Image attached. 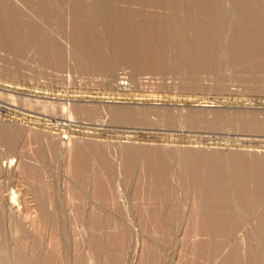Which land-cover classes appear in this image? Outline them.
Listing matches in <instances>:
<instances>
[{
  "label": "rangeland",
  "instance_id": "obj_1",
  "mask_svg": "<svg viewBox=\"0 0 264 264\" xmlns=\"http://www.w3.org/2000/svg\"><path fill=\"white\" fill-rule=\"evenodd\" d=\"M188 1L0 0L2 261L264 264L249 252L264 204L216 214L193 180L211 169L191 162L264 160V0ZM216 17L218 60L201 52Z\"/></svg>",
  "mask_w": 264,
  "mask_h": 264
},
{
  "label": "bare ground",
  "instance_id": "obj_2",
  "mask_svg": "<svg viewBox=\"0 0 264 264\" xmlns=\"http://www.w3.org/2000/svg\"><path fill=\"white\" fill-rule=\"evenodd\" d=\"M188 1V0H187ZM193 1H195V0H193ZM208 1V0H207ZM188 3H190V0L188 1ZM202 3V2H201ZM200 3V4H201ZM207 3V2H206ZM205 3V4H206ZM208 4H209V1H208ZM212 3H210L209 5H211ZM224 4V3H223ZM219 5V4H218ZM218 5L216 4V3H213L211 6L213 7L212 9L214 10V9H216L217 7H218ZM256 5V4H255ZM254 5V6H255ZM189 6H192V5H189ZM203 6V5H202ZM250 8L252 7V4H249L248 5ZM104 7V6H103ZM186 7V6H185ZM187 7H188V5H187ZM210 10V9H209ZM212 10V11H213ZM206 12H207V10H206ZM215 12V11H214ZM252 12H254V11H252ZM213 13V12H212ZM217 13V12H216ZM207 14V13H206ZM209 14V13H208ZM214 14V13H213ZM220 14V13H219ZM262 17V16H261ZM208 18V17H207ZM261 20H263V18L261 19ZM257 22V21H256ZM255 22V23H256ZM208 22H206V24H207ZM258 23V22H257ZM223 20L221 19V18H219V17H216V18H214L213 19V21L211 20V18L209 19V26H208V29H209V31L207 32V30H205L206 32H207V38L209 39L210 38V40H211V42H209L208 44H210V45H208L206 42V40H204V41H206V42H204V43H206L207 45H208V47L206 48V49H203L201 52H202V54L204 55V54H206V52H208V51H211V53H212V55L214 56V57H216V46H214L213 44H216L217 43V40L215 39L216 38V36H217V34H218V31L220 32V30H221V28H223L222 26H223ZM1 25V24H0ZM259 25V26H258ZM258 25H256V31H258L259 33H257L258 34V36H257V40L256 41H258V43H259V45L261 44V45H264V24H258ZM182 28H181V34L183 33V35L185 34V31H186V28L184 27V25L182 24ZM260 28V30H258L259 28ZM180 28V27H179ZM204 29H205V25H204ZM206 29H207V26H206ZM5 30H6V28L4 29V31H3V28H1L0 27V33H2V31H3V33H5ZM188 30V29H187ZM203 30V29H202ZM252 30V29H251ZM8 31V30H7ZM11 31V30H10ZM204 31V30H203ZM205 31H204V33H205ZM222 31V30H221ZM0 34V37H2V35H6L7 33H5V34ZM9 33V32H8ZM16 34V33H15ZM18 34V33H17ZM257 34H254V35H257ZM205 36V35H204ZM136 37V36H135ZM5 38V37H4ZM4 38H1V40L2 39H4ZM219 39V38H218ZM256 39V38H255ZM254 39V40H255ZM4 41V40H3ZM255 41V42H256ZM221 42H222V40H221ZM253 42V41H252ZM1 43V42H0ZM7 45H8V43H6ZM18 44V43H17ZM184 44V46H181V50H183V51H185L186 50V48H187V45H186V43H183ZM205 44V45H206ZM248 44H251L250 42L248 43ZM261 45H260V48H261ZM3 46H5V45H3ZM14 46H16V45H14ZM239 46V45H238ZM238 46H237V48H238ZM241 47V46H240ZM210 48V49H209ZM221 48V47H220ZM223 48V47H222ZM236 48V49H237ZM263 48H264V46H263ZM196 49H197V46H196ZM198 51H199V49H197ZM222 50V49H221ZM239 50V49H238ZM248 50V49H247ZM264 50V49H263ZM242 51L245 53V51H246V49H245V51H244V49L242 48ZM204 52V53H203ZM218 52V51H217ZM264 52V51H263ZM151 53V52H150ZM238 53V52H237ZM242 53V52H241ZM248 52H246V54H247ZM201 54V53H200ZM235 54V53H234ZM239 54V53H238ZM237 54V56H239ZM249 54V53H248ZM248 54L246 55V56H248ZM264 54V53H263ZM245 55V54H244ZM243 55V56H244ZM197 56V55H196ZM221 56V55H220ZM219 57V56H218ZM203 58V57H202ZM213 58V57H212ZM244 58V57H243ZM215 59H217L218 60V58L216 57ZM206 109H208V108H206ZM200 110V109H199ZM202 110H205V108L204 109H202ZM204 154V153H203ZM142 155V154H141ZM165 155H167V153H165ZM170 156V155H169ZM182 156V155H181ZM195 157H193L194 159H195V161H196V163H194V161H191L192 162V166L194 167V168H198L197 170L200 172V169L201 170H203V171H207V168H209V169H211V172H210V174L209 175H206L207 177H198V178H195L196 176H195V173H197L198 171L196 170H193V171H195L194 173L193 172H191V173H193V174H187L188 176L185 178L186 180H187V178L189 179V177H192L193 175H194V178L195 179H193V180H195L194 182H195V185H196V187L198 186L199 188L198 189H200L201 190V192L202 191H204L205 189H209L210 188V190L212 189V192H210L209 191V193H211V194H215V195H217L218 197V199H217V201L218 202H214L215 204H213V207L215 208V209H213L214 211L216 210V214L218 213V211H220L221 210V208L224 206V208L225 207H229V211H230V213H231V210L230 209H232L234 206L236 207V208H238V210L239 209H246V210H244V211H246V213H248L247 211V209H250L251 210V208H253V207H260V206H263V204H264V175H261L260 177L259 176H257V177H255L256 179H253L252 177H253V175H254V173H253V175H251L252 177V181L250 180V179H248V178H246V177H243V179L241 178V177H235V176H237L238 174V172H236L237 170H240L241 169V167H245V166H248V165H250V166H252V165H254V164H256V165H258V164H261L260 165V167H262L263 165H264V160H259V161H255L254 160V158H250V157H247V156H244V157H242V156H232V157H229V158H231V159H221V158H216V157H208L207 155H201V154H197L196 153V155H194ZM183 158H185V157H183ZM189 159V158H188ZM191 159V158H190ZM193 159V160H194ZM197 159V160H196ZM186 161V160H185ZM184 161V162H185ZM197 161L199 162V164H197ZM82 162H83V160H82ZM158 162H159V170L157 169V172H156V174H158L155 178L157 179L156 180V182H157V187L159 188L160 187V189L163 187V189H165V184L167 183V173H166V167H168L169 165H170V162L168 161V160H166L165 158H161V159H159L158 160ZM178 162V161H177ZM189 163V162H188ZM263 164V165H262ZM198 166H202L204 169H202V168H199ZM158 167V166H157ZM156 167V168H157ZM192 167V169H194ZM244 167H243V169H244ZM155 168V169H156ZM226 168H230V170H229V173L230 174H226V172H224L225 171V169ZM153 169H154V167H153ZM242 169V170H243ZM263 169V168H262ZM154 171H156V170H154ZM202 171V172H203ZM261 171V172H260ZM202 172H200V173H202ZM236 172V173H235ZM243 171H241L240 173H242ZM257 172V171H256ZM255 172V173H256ZM260 172V173H259ZM262 172H264V170L262 171L261 170V168H260V170L258 171V174H262ZM228 173V172H227ZM234 173L235 174H237V175H235L234 177H233V175H234ZM240 173H239V175H240ZM208 174V173H207ZM186 175V174H185ZM243 175V174H242ZM203 176H205V175H203ZM244 178H246V179H248V180H250V183H248L249 181H247L246 179H244ZM154 183V182H153ZM154 184H156V183H154ZM197 189V190H198ZM233 189H237V190H233ZM237 191L236 193H237V195H238V193L240 194V196L238 197V196H236L237 197V199L236 198H234V197H232V198H227L228 196H229V193H230V191ZM165 191V190H164ZM199 191V190H198ZM208 192V190L206 191V193ZM168 193H169V191H168ZM199 193H200V191H199ZM202 193H204L205 194V192H202ZM202 193H200V195H202ZM208 193V194H209ZM220 195H222L223 197H221ZM228 195V196H227ZM208 196V195H207ZM210 196V195H209ZM212 196V195H211ZM204 197V196H203ZM202 197V198H203ZM214 197V196H213ZM212 198V197H211ZM210 198V199H211ZM209 199V200H210ZM208 200V201H209ZM207 201V200H206ZM211 202L210 203H213L212 201H214V199H212V200H210ZM202 205H205V203L203 202V204ZM260 209V208H259ZM200 210V209H199ZM225 210V209H224ZM237 210V209H236ZM249 210V211H250ZM254 210V209H253ZM233 211V210H232ZM243 210H240V212H242ZM243 211V212H244ZM213 212V211H212ZM235 212H237V211H235V208H234V213ZM154 213V212H153ZM206 213V212H205ZM221 213V212H220ZM245 213V212H244ZM245 213V214H246ZM154 214H156V216L157 217H159L157 214L158 213H154ZM216 214H214V215H216ZM237 214V213H236ZM227 215V214H226ZM230 215V214H229ZM218 216V215H217ZM216 216V217H217ZM264 216V215H263ZM216 217H215V219H216ZM219 217H220V214H219ZM219 217H217V218H219ZM228 217V216H227ZM232 217V216H231ZM230 217V218H231ZM223 218V217H222ZM240 218H241V216H240ZM260 218H262L261 216H260ZM50 219H51V217H50ZM53 219V218H52ZM244 219V218H243ZM242 219V220H243ZM263 219V218H262ZM54 220V219H53ZM52 220V221H53ZM56 220V219H55ZM54 220V221H55ZM218 220V219H217ZM219 220H220V218H219ZM218 220V221H219ZM241 220V221H242ZM221 221V220H220ZM244 221V220H243ZM246 221V220H245ZM261 220H259V222H260ZM56 222V221H55ZM237 223H240V222H237ZM237 223H235V224H237ZM244 223V222H243ZM261 223V222H260ZM259 223V224H260ZM262 223H264V219H263V222ZM219 225H220V228L218 229V230H223V232L224 231H227V230H225V227H227L228 228V224L225 222H219L218 223ZM260 227V226H259ZM222 232V231H221ZM252 234H253V237H255L254 235H261L262 236V238H264V224H262L261 225V228L260 229H255V230H253L252 231ZM261 236H258L257 238H261ZM261 238V239H262ZM256 239V238H255ZM259 240L258 241V251H255V250H250L249 252H250V256H251V258L253 257V259H252V261H254V262H263V260H264V248H263V246H264V241H262V240ZM59 242V241H58ZM58 245V244H57ZM59 246V245H58ZM56 247V246H55ZM98 248H100L99 246H98ZM102 249V248H101ZM96 251H98V250H96ZM98 253V252H97ZM99 254V253H98ZM97 255V254H96ZM22 256L24 257L25 255L24 254H22ZM249 256V257H250ZM23 257H21V259L22 260H20L19 262H21V264H37L36 262H35V260H34V262H33V260L31 261L30 259H28V258H26V257H28V256H25L24 258ZM51 259H49V261H50ZM237 260H239V259H235V261H237ZM250 260V259H249ZM37 261H38V259H37ZM39 262V264H40V261H38ZM237 262H239V261H237ZM240 262H242V261H240ZM0 264H8V263H6L5 261H2L1 259H0ZM43 264V263H42ZM233 264H236V262L235 263H233ZM237 264H239V263H237Z\"/></svg>",
  "mask_w": 264,
  "mask_h": 264
}]
</instances>
